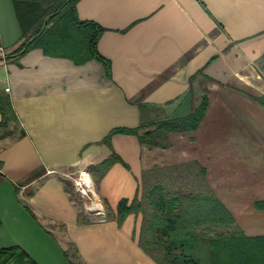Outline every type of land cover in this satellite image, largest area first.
I'll list each match as a JSON object with an SVG mask.
<instances>
[{
	"label": "crops",
	"instance_id": "crops-1",
	"mask_svg": "<svg viewBox=\"0 0 264 264\" xmlns=\"http://www.w3.org/2000/svg\"><path fill=\"white\" fill-rule=\"evenodd\" d=\"M76 7L80 20L103 28L97 47L109 74L97 59L76 64L41 48L0 61V94L11 106L0 127V249L19 246L37 264H69L67 242L84 264H157L138 244L142 215L119 226L117 205L141 195L145 173L190 164L205 170L246 236L264 235V106L256 100L264 96L257 65L264 0H79ZM20 36L12 0H0V52H12ZM204 92L198 128L169 134L166 148L113 135L129 169L117 162L95 185L87 168L111 155L101 142L112 130L184 117ZM73 168L91 178L102 206L99 220L85 210V225L64 188L69 180L59 176Z\"/></svg>",
	"mask_w": 264,
	"mask_h": 264
},
{
	"label": "trees",
	"instance_id": "trees-1",
	"mask_svg": "<svg viewBox=\"0 0 264 264\" xmlns=\"http://www.w3.org/2000/svg\"><path fill=\"white\" fill-rule=\"evenodd\" d=\"M78 1L12 0L21 36L16 48L0 55V61H17L29 50L41 48L45 55L68 58L76 64L97 59L109 74L110 64L97 47L103 28L92 21L80 20L76 7ZM49 15L53 16L39 35ZM33 37L36 39L26 46ZM257 65L263 73L264 56ZM256 100L264 106V96ZM207 104L204 92L184 117L157 121L142 119L137 128L112 130L101 142L112 150L111 155L87 168L95 185H99L117 162L129 169L113 150V135H133L140 144L166 148L169 146V134L192 132L198 128ZM143 108L140 106V109ZM0 113L1 127L11 114L10 100L1 94ZM204 177L205 170L196 164L156 167L144 174L140 196L138 192L132 200L124 198L119 201L115 220L121 226L130 214L142 215L138 244L157 264H264V235L246 236L236 225L232 214L207 186ZM63 182L70 199L76 204L73 184L67 180ZM102 202L106 219H111L107 201L104 199ZM78 211L79 224L91 223L82 209L78 207ZM69 244L74 253L71 255L68 250L63 251L68 263L84 264L76 247ZM0 264L37 263L21 247L10 246L0 249Z\"/></svg>",
	"mask_w": 264,
	"mask_h": 264
},
{
	"label": "built area",
	"instance_id": "built-area-1",
	"mask_svg": "<svg viewBox=\"0 0 264 264\" xmlns=\"http://www.w3.org/2000/svg\"><path fill=\"white\" fill-rule=\"evenodd\" d=\"M9 91V88H6ZM73 182L77 191L81 194L83 198L89 200V210L100 214L102 212V206L99 202L95 200V193L92 188L91 178L86 173H79L76 178H73Z\"/></svg>",
	"mask_w": 264,
	"mask_h": 264
},
{
	"label": "rangeland",
	"instance_id": "rangeland-1",
	"mask_svg": "<svg viewBox=\"0 0 264 264\" xmlns=\"http://www.w3.org/2000/svg\"><path fill=\"white\" fill-rule=\"evenodd\" d=\"M0 55H4L3 53H1L0 52ZM263 73H264V70H263ZM64 172H67V176H64V175H59L60 177H62V178H64V179H68L69 181H71L72 183H73V187H74V197H75V200H76V204L78 205V207L80 208V209H82V211L85 213V210H86V212H88V213H92V215L91 216H89V218L91 219V220H99L100 218H101V216H97L96 215V212H92V211H90L88 208H89V200L85 197V198H83L82 196H81V194L77 191V189H76V187H75V184H74V182H73V179H71L70 180V178L68 177V176H78L79 174L76 172V170L73 168V169H69V170H66V171H64ZM76 176V177H77ZM76 177H74V178H76ZM150 181H151V179H150ZM98 202V201H97ZM102 213H103V211H102ZM95 214V215H94ZM85 215H86V213H85ZM87 216V215H86ZM105 217H106V212H105ZM65 244V246H66V250H68L69 252H70V254L72 255L73 253H74V251H73V249H72V247L70 246V244L69 243H67V242H65L64 243Z\"/></svg>",
	"mask_w": 264,
	"mask_h": 264
},
{
	"label": "water",
	"instance_id": "water-1",
	"mask_svg": "<svg viewBox=\"0 0 264 264\" xmlns=\"http://www.w3.org/2000/svg\"><path fill=\"white\" fill-rule=\"evenodd\" d=\"M52 16H53V15H49V16L45 19L44 24H43V27H42L41 32L39 33V35L44 31V29H45V27H46V25H47V22H48V20H49V18H51ZM39 35H37L36 37H38ZM36 37L31 38V39L27 42L26 46L30 45V44L36 39Z\"/></svg>",
	"mask_w": 264,
	"mask_h": 264
}]
</instances>
